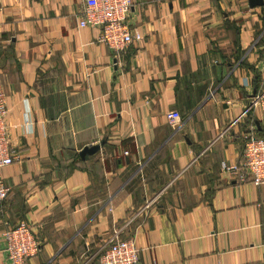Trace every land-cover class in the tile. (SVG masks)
I'll return each instance as SVG.
<instances>
[{"label":"crops","instance_id":"0c3cea01","mask_svg":"<svg viewBox=\"0 0 264 264\" xmlns=\"http://www.w3.org/2000/svg\"><path fill=\"white\" fill-rule=\"evenodd\" d=\"M82 2L0 0L17 155L1 171L0 264L2 234L20 221L39 244L26 264H97L116 230L137 264H264V184L219 170L241 161L247 131L264 136L246 108L264 89V5L133 0L143 40L114 54L78 26Z\"/></svg>","mask_w":264,"mask_h":264},{"label":"built area","instance_id":"2783aa9c","mask_svg":"<svg viewBox=\"0 0 264 264\" xmlns=\"http://www.w3.org/2000/svg\"><path fill=\"white\" fill-rule=\"evenodd\" d=\"M133 0H83L78 21L80 28L100 30L98 42L114 54H119L132 43L143 40L141 33L128 24V16ZM264 62V49L262 52ZM247 111L259 112L264 118V89L251 97ZM26 126L30 125V115L25 113ZM7 98L0 85V202L8 196L9 189L1 177V171L14 164L17 155L11 146L9 127L6 122ZM170 125L180 122V114L170 112L166 116ZM27 130V129H26ZM30 130V129H29ZM244 146L241 161L219 164L220 173L235 179L240 184L253 186L264 184V136L258 137L253 128L243 136ZM126 154V153H125ZM146 208V206H145ZM121 231L116 230L106 241L97 264H137L138 249L132 239L121 238ZM3 251L10 264H26L39 252L32 226L20 221L14 227L7 228L2 234Z\"/></svg>","mask_w":264,"mask_h":264},{"label":"water","instance_id":"95a60500","mask_svg":"<svg viewBox=\"0 0 264 264\" xmlns=\"http://www.w3.org/2000/svg\"><path fill=\"white\" fill-rule=\"evenodd\" d=\"M264 0H248V6L250 8H258V6H263ZM103 144V141L100 143V145ZM100 145L91 147V148H84L82 152L80 153V157H84L85 155H93L96 152H98Z\"/></svg>","mask_w":264,"mask_h":264},{"label":"trees","instance_id":"16d2710c","mask_svg":"<svg viewBox=\"0 0 264 264\" xmlns=\"http://www.w3.org/2000/svg\"><path fill=\"white\" fill-rule=\"evenodd\" d=\"M206 88V87H205ZM201 92V91H200ZM189 108V106H187ZM262 136V135H261ZM260 135H258V137H261Z\"/></svg>","mask_w":264,"mask_h":264}]
</instances>
